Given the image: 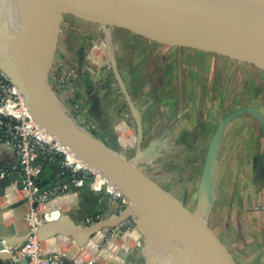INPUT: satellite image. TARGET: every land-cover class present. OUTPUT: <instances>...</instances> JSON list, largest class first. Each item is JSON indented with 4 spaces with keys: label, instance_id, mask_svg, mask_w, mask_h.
Instances as JSON below:
<instances>
[{
    "label": "crops",
    "instance_id": "obj_1",
    "mask_svg": "<svg viewBox=\"0 0 264 264\" xmlns=\"http://www.w3.org/2000/svg\"><path fill=\"white\" fill-rule=\"evenodd\" d=\"M102 32L97 24L63 14L54 63L64 64L71 72V81L57 89L58 101L86 129L93 128L97 139L109 144L114 138L118 152L127 160L159 140L157 150L140 157L136 166L188 209L195 210L209 141L218 121L229 113L224 107L239 104V98H235V106L232 104L230 87L227 104L223 103L220 65H227V61L221 63L218 54L206 48H178L125 32L124 36L120 33V62L117 55L104 52L100 45L95 54L102 53L106 62H93L89 50L105 39ZM48 79L57 88L49 75ZM254 124L250 120L241 137L238 130L227 129L212 170L208 212L232 264H264V136ZM17 171L15 154L0 144L3 234L11 225L16 230L13 223L27 209L15 184ZM61 175L52 163L45 164L39 180L51 183L45 184L48 187L44 190ZM46 205L47 210L74 207L69 216L82 225L85 216H110L114 208L104 193L92 189L89 180L70 185L67 193L53 197Z\"/></svg>",
    "mask_w": 264,
    "mask_h": 264
},
{
    "label": "water",
    "instance_id": "obj_2",
    "mask_svg": "<svg viewBox=\"0 0 264 264\" xmlns=\"http://www.w3.org/2000/svg\"><path fill=\"white\" fill-rule=\"evenodd\" d=\"M255 1L264 5V0ZM258 3L238 0H20L19 19L14 28H10L8 21L0 23V69L17 88L37 125L89 168L105 176L120 189L129 203L121 214H111L91 225L76 223L66 214L59 215L56 220L33 230L39 239L60 234L71 236L83 245L100 227L132 216L126 213L132 203L159 225L183 238L200 264H232L226 248L208 229L201 212H208L214 155L224 125L250 112L264 136V117L253 106L233 109L218 121L206 149L195 210H190L136 166L140 157L157 150L159 140L150 142L146 148L136 152L134 159L127 160L118 152L114 138L105 144L90 133L91 140L77 136L44 103L37 71L54 96L48 74L63 14L102 26H122L158 43L206 48L248 61L264 70V6ZM105 40L110 42L107 35ZM68 181L67 171L63 170L57 184L64 185ZM49 183L50 180H38L36 185L41 188ZM137 222V230L148 241V233L141 228L138 219ZM3 228L0 223V240L15 248L20 247L33 232L16 236L11 225L12 235L6 236L2 233ZM147 244L145 253L149 249V241ZM166 250L176 264H186L168 244ZM121 256L125 257V254L122 252ZM7 257V253H0V259ZM154 261L152 254L145 255V264H154Z\"/></svg>",
    "mask_w": 264,
    "mask_h": 264
},
{
    "label": "built area",
    "instance_id": "obj_3",
    "mask_svg": "<svg viewBox=\"0 0 264 264\" xmlns=\"http://www.w3.org/2000/svg\"><path fill=\"white\" fill-rule=\"evenodd\" d=\"M105 41L103 39L94 44L89 50L93 62L102 64L106 62L103 55H96L94 51L96 47L103 46L104 52L109 51L110 54L112 45L105 47ZM56 48L48 75L55 82L56 90L50 84L49 86L58 99L56 91L71 81V72L66 69L63 63L59 61L54 63ZM73 117L78 123L80 122L78 117ZM119 130L123 132L122 129ZM0 144L9 147L17 158L18 171L15 184L21 191L24 202L30 207L29 215L32 217L40 204L49 202L51 195L53 197L63 195L68 192L70 185L78 186L86 180L90 181L94 191L106 195L110 206H113L114 202L118 200L121 204L125 202L126 197L123 196L124 194L120 189L105 176L89 168L70 150L60 145L52 135L37 125L24 105L17 88L1 69ZM121 144L124 148L125 143L121 141ZM56 156L59 157L61 168L67 171L69 181L64 185L56 183L46 190H40L36 182L39 180V174L44 163ZM122 212L123 210L120 209L118 214ZM113 214L117 215L115 212ZM108 216L98 214L85 216L84 225L94 224L107 219ZM35 229V227L31 228L32 231ZM134 231H136L135 236L139 237L135 238ZM132 237L137 242V246L132 247ZM117 238L121 240L120 245L114 243ZM139 239L140 235L133 228L128 217L115 224L100 227L83 245H79L71 236L60 234L39 239L33 231L18 248L7 245L4 240H0V253L8 254L6 259H0V264H125V259L130 253L135 254V256L140 254L141 249L139 248V251L134 253L136 247L141 246ZM122 252L125 257L121 256ZM143 263L145 264V262ZM127 264L132 263L128 262Z\"/></svg>",
    "mask_w": 264,
    "mask_h": 264
},
{
    "label": "rangeland",
    "instance_id": "obj_4",
    "mask_svg": "<svg viewBox=\"0 0 264 264\" xmlns=\"http://www.w3.org/2000/svg\"><path fill=\"white\" fill-rule=\"evenodd\" d=\"M1 9H2V4H1V1H0V10ZM3 17H2L1 11H0V23L4 22V21H6V23H7L8 18L5 17V20H4ZM91 23L95 24V25L97 24L102 29H105V30L108 31L107 34L104 32V30L102 32L105 37L107 35L110 38V42H106L105 41L104 45H105V47H109L110 45H112L113 46L112 54H114L115 56L117 55L119 57V52H120L119 40L121 41L122 35L125 32L126 33L127 32L133 33V32H131L130 30H128L127 28L122 27V26H110V25L102 26L101 24H98V23H95V22H91ZM135 34L137 36L138 35L141 36L140 34H137V33H135ZM143 38H145L147 40H150L151 42H156L155 40H151V39H148L146 37H143ZM163 44H165V43H163ZM169 46H178V45H169ZM90 47H91V45H90ZM90 47H89V49H90ZM97 49H100V48H96V50ZM101 55H102V53H101ZM177 55H178V53H177ZM218 58H219L218 60L221 63L225 62V60L227 61V65L224 64V63L223 64L220 63L221 64L220 65V67H221V75L220 76H221L222 79L224 78V80H223V89H222L223 93H224V87H225V85L228 83V81L230 79V81H229L230 82V88H231L230 91H231V93L234 96L233 101H232V104H234V106L236 104V102H235L236 99L235 98H239L238 99L239 100V104L236 107H233V106H229L228 107V105H226L224 107V111H226L225 109H228L227 111L230 112L231 109L240 108V107L245 106V105H251L252 106L254 100H257L256 101L257 103H263L264 104V96H263V94H264L263 93L264 92L263 80L264 79L262 80V77H261V74H262L261 71H264V70L260 69L259 67H257L253 63H250V62L245 61V60H239V59H236V58H232V57H230L228 55H222V54L218 53ZM121 60L122 59H121V56H120L118 62H120ZM121 73H122V71H121ZM218 89H220L219 86H218ZM256 89H258V91H256ZM255 91H256V93H255ZM228 96H229V94H228ZM224 98H225V95H224ZM61 106H63V105L61 104ZM125 111L127 112V109ZM221 111H222V109H221ZM224 111H222L223 114L225 113ZM126 112H124V114ZM244 114L248 118H251V120H254V122H255L254 126L256 128H259V125H258L257 121L255 120L254 116L252 115V113L245 112ZM247 117H244L243 119H246ZM79 124L85 128L84 123H80L79 122ZM92 129H86V130L91 134L92 137L96 138V136H94L96 133ZM119 153L123 156L122 152H119ZM203 162L204 161L202 160V163ZM51 200H52V198L50 199V201ZM128 204L129 203H128L126 198H125L124 204H121L120 200L115 201L114 204H113V207H114L113 208V213L115 212V213H117V215H119L118 214L119 210L120 209H121V211L124 210L128 206ZM46 206H47L46 204H40L39 207L37 208V210L35 211L36 213H35V215L33 217L31 215H29L30 207L27 206V209L24 212V214L22 215V217L20 219L16 220L15 223H13V224L16 225V227H15L16 228V232H15L14 235L21 236V235H23L25 233L30 232L31 228H33V227H35L37 229L39 226L43 225L44 223H49V221L46 222L43 219V215L47 212ZM72 208H74V207H71L70 210H68V211L63 209V208H61V207L60 208L56 207V208H52V209H48V210L56 209V210H58V212H59L58 214H60V215H62V214L70 215V213H72V212H70ZM132 215L133 216H128V220L132 223L133 228H135V230H137V227H136V225L138 224L137 218H143V215H142L141 212L132 213ZM201 215L205 218L206 225H207L208 229H210V231L216 237L215 230L213 228V222H212L213 219L210 218V213L207 212L206 210H204L203 212H201ZM152 230L153 229H151V231ZM149 232H150V229L148 230V233ZM135 233H136V231H134V236H135ZM137 233H138V235H140L139 242H140L141 246L136 247V250H135L134 253H136V251H139V249H141V252H140V254L138 256H135V254L130 253L125 259V264H127L128 262H131L132 264H139V263L140 264H144L143 262H145V255L148 254L149 256H151L150 247L152 248L154 254L156 252H158L159 248L161 247V244L159 243V245H158V243H157L158 242L157 238L155 236H153V235L148 234L150 236V239L151 238L152 239L150 240L149 249L145 253L146 250L144 251V247H146V245L148 247L147 238H146V236L144 234L139 233L138 230H137ZM4 235L11 236L12 232L8 228H6L4 230ZM136 237H139V236H135V238ZM114 243L117 244V245H120L121 244V240H119L117 238V240L114 241ZM131 243H132V247L133 246H137L136 245L137 242L133 240V237H132ZM155 262H156V264H161V261L159 259H157Z\"/></svg>",
    "mask_w": 264,
    "mask_h": 264
},
{
    "label": "bare ground",
    "instance_id": "obj_5",
    "mask_svg": "<svg viewBox=\"0 0 264 264\" xmlns=\"http://www.w3.org/2000/svg\"><path fill=\"white\" fill-rule=\"evenodd\" d=\"M0 1H1V4H2V9L0 10L1 14H2V16L8 18V23L10 24L9 26L12 29L15 26L14 23L17 21V19H19V13H20L19 12V4H20V0H0ZM238 1H243L245 3H252V2L253 3H258L255 0H238ZM258 4L261 5V6H264L262 3H258ZM261 72H262V74H261L262 78L264 79V71H261ZM37 76H38V79H39V82H40V87L42 89V94L41 95H42L43 101L46 104V106L48 107V109L50 110V112L65 127H67L74 134H76L79 137H82L85 140H91L89 132L75 120V118L67 111V109L65 107L61 106V104L58 102V100H56L54 98V96L51 94V92L47 89V86H46L45 82H42L41 73L39 71H37ZM229 81H230V79H229ZM229 81L224 87V93H223V96H222L223 101H224L223 102L224 105H226L227 101H228L227 99H228L229 87H230V82ZM224 95H225V98H224ZM263 96H264V94H263ZM256 101L257 100L253 101L254 103H253L252 106H254L255 110L258 111L264 117V104L263 103H257ZM241 118H244V117L238 116V117H235V118L231 119L229 122H227V124H225L224 127L221 130L220 139L224 136V134L226 133L227 129L233 123H235L236 121H238ZM249 119L251 120V118L242 119L241 121H239L238 123H236L235 125L230 127L229 130H231V132L233 130H235V131L238 130L239 137H241L243 135L244 128L248 125V123L250 121ZM218 146H219V144H218ZM232 148H233V146H232ZM217 150H218V148H217ZM217 150L215 152L216 156L214 155L215 160L218 157L217 154H216L218 152ZM215 160H214V163H215ZM137 212H141L142 215H143V218H137L136 217L138 219L139 223H140L141 228L143 230H145L147 233H148V230L150 229V232L148 234L155 236L157 238L158 245H159V243L161 244V247L159 248V251L156 252L155 254H154L152 248L150 247L151 254L153 255L155 261L157 259H159L161 261V264H176L174 262V260L172 259V257L168 254V252L166 250V244H168L171 247V249L174 252H176V254H178L182 260H184V262L186 264H200V262H198V260H196V258H195L194 251L192 250V248H190V246L185 242V240L183 238H181V237H179L177 235H174V233H172L171 231H169L166 228H164L161 225H159L156 221L151 219L145 212H143V210L140 207H138L137 205L131 203L130 207L127 210L126 213H129V214L131 213V215H132V213H137ZM58 213L59 212L56 209L55 210H47V212L45 213L43 218H44V220L46 222L47 221L51 222V221L55 220L58 217ZM151 229H153V230L151 231ZM151 239H150V236L148 235L149 245H150V240ZM155 261H154V264H156Z\"/></svg>",
    "mask_w": 264,
    "mask_h": 264
},
{
    "label": "trees",
    "instance_id": "obj_6",
    "mask_svg": "<svg viewBox=\"0 0 264 264\" xmlns=\"http://www.w3.org/2000/svg\"><path fill=\"white\" fill-rule=\"evenodd\" d=\"M56 162L58 163L59 162V157L56 156L55 158L51 159L50 161H45L44 165L45 164H48V163H52L54 165V167L59 170V173L63 172V169L59 166V164L56 165ZM60 163V162H59ZM53 183H57V180H54ZM48 185H45L43 187L40 188V190H44L45 188H47ZM93 215H96V214H91L90 216H93Z\"/></svg>",
    "mask_w": 264,
    "mask_h": 264
},
{
    "label": "flooded vegetation",
    "instance_id": "obj_7",
    "mask_svg": "<svg viewBox=\"0 0 264 264\" xmlns=\"http://www.w3.org/2000/svg\"><path fill=\"white\" fill-rule=\"evenodd\" d=\"M178 47V46H177ZM180 47H182V46H179L178 48H180ZM263 83H264V81H263ZM254 103V102H253ZM253 105V104H252ZM254 121V120H253Z\"/></svg>",
    "mask_w": 264,
    "mask_h": 264
}]
</instances>
